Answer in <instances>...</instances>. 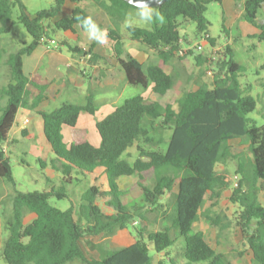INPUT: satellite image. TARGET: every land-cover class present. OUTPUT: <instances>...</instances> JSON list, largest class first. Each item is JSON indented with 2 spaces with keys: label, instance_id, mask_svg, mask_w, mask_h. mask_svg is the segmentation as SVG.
<instances>
[{
  "label": "trees",
  "instance_id": "obj_1",
  "mask_svg": "<svg viewBox=\"0 0 264 264\" xmlns=\"http://www.w3.org/2000/svg\"><path fill=\"white\" fill-rule=\"evenodd\" d=\"M53 1L51 8L32 17L22 0H0V38L11 31L15 5L21 8L19 22L33 37L30 44L11 52L6 59L10 78L0 89V180H14L3 144L10 139L19 109H37L51 92L47 78L25 74L23 60L48 34L44 22L57 17L68 0ZM70 1L79 5L71 17L55 22L58 29L74 30L76 24L84 29L85 17H91L101 29L95 17L81 5L84 0ZM212 2L222 0H167L154 7L163 19L160 25L156 23L152 28L128 25L132 39L159 54V63L146 65L124 48L121 25L132 5L125 0H102L100 5L113 23L106 35L105 47L111 58L118 60L131 84L145 89L152 85L156 94L165 95L176 86V77L167 72L166 66L181 49L179 17L196 22L197 32L215 44L206 15ZM262 8L264 0H244V17L260 28L261 32L253 36L259 40H264V18L259 19ZM62 43L73 52L89 56L91 64L100 59L111 60L93 52V45L86 51L67 41ZM190 53L193 49L186 51V56ZM3 56L0 50V75ZM196 61L201 67L195 80L198 88L182 91L176 99L177 109L172 102L163 107L159 101H149L142 94L127 98L97 122L101 135L99 146L89 141L68 146L62 132L63 126L75 127L82 112L96 113L93 93L87 96L85 104L65 101L53 110L38 111L43 119L44 136L62 164H54L53 168L63 172L64 184L52 185L44 191L16 190L1 200L8 236L2 244L0 264H154L151 249L157 254H168L179 238H183L184 264H236L223 250L214 247L203 231L194 229L207 195L217 202L225 190H230L229 198L238 206V211L234 220L222 213L206 216L217 230V241L220 244L223 233L237 225L252 253V264H264V204L260 198L264 191V124L259 126L248 116L256 109L257 100L239 81L243 66L234 58L232 46L221 48L215 63L203 52L196 55ZM206 65L214 67L211 82L203 79ZM157 123L171 130L167 149L146 150L138 144L139 156L134 163L124 157L137 142H153L157 146L164 142L162 137L156 139L152 135L158 128ZM237 138L246 139L248 148L235 151L231 141ZM40 160L45 167L46 163ZM230 162L236 163V181L217 170L219 164ZM73 172L86 178L94 176L83 186L80 220L73 206L61 209L50 202L52 197H71V190L66 186L71 182L66 177H71ZM135 174L139 177L136 184L121 189L117 179ZM166 195L170 199L163 203ZM6 203H10L9 208L5 207ZM27 212L35 213L36 217L25 224ZM150 212L156 213L155 221L165 222L167 226L158 230L139 229L137 240L127 246L109 247L95 241L96 237L117 229H129L137 218L148 220ZM82 241L99 256H88ZM159 264H167L165 258ZM169 264H179L178 259L170 258Z\"/></svg>",
  "mask_w": 264,
  "mask_h": 264
},
{
  "label": "rangeland",
  "instance_id": "obj_2",
  "mask_svg": "<svg viewBox=\"0 0 264 264\" xmlns=\"http://www.w3.org/2000/svg\"><path fill=\"white\" fill-rule=\"evenodd\" d=\"M22 2L25 5L26 12L32 17H34L39 11L43 9L51 8L54 3L53 0H22ZM208 7L209 11L206 15L211 21V33L217 37L220 43H223L225 36L222 23L223 8L217 2H212ZM20 14V6L15 5L12 14L11 31L3 34L0 38V50L4 55L0 75V89L8 84L10 78L9 69L6 65V59L8 55L11 52L18 50L20 47L30 44L33 40V37L28 32L27 28L21 22H19L18 17ZM259 16H264V8L260 9ZM161 20L163 21L162 17L160 16V18H158L157 24L160 25L159 22ZM178 20L180 23L181 37L186 40L184 41V45L187 44V42H190L192 45L202 43L203 47H206L207 49V44L203 43L202 35L197 32L196 22L192 20H185L183 17H179ZM47 21L49 22L50 20ZM47 21L44 23H47ZM128 25L152 28L156 25V23H146L141 21L139 18H133L131 15H129L126 21L121 25V29L123 31L125 29L127 30ZM62 33L63 30L54 26V28L48 31V34L45 35L44 40L48 42L50 39L54 38L55 40L60 41L62 39ZM42 44L45 45V41H43ZM231 46L234 50V58L243 66V71L239 75V81L242 87L247 89L248 94L252 95L257 100L256 109L248 116L257 125L261 126L264 124V69H262L264 64V40H259L255 37L238 39ZM199 53L201 52L197 49H193V53H190L187 56L186 53L184 55L179 54V56L184 57L185 63L177 66L174 69V72L176 73V87L174 88V92H172L169 96L159 95L156 94L152 89L146 90L142 86L129 84L124 89V97L122 100L124 101L126 98H130L137 94H145L149 101L157 100L163 107L168 102H172L174 107L177 109L178 105L176 103V99L180 93L182 91L193 90L196 87V76L201 69L196 61V55ZM207 55L209 56V54ZM203 69V79L207 82H211L212 75H209L207 72L208 65L203 67ZM28 72L29 71L27 69L26 74H29ZM188 74L192 75L191 81L182 84V81L186 79ZM87 77L91 78L89 75H87ZM28 113H30L29 109L24 107L19 109L17 123H15L10 132V140L9 142H5L3 144L4 150L10 159L14 180L13 182L7 180L6 178L0 180V203L2 199L7 197L10 193H14L16 190L23 192L35 190L44 191L48 190L52 185L59 187L64 184L62 181L63 172H56V169L53 168L54 164L58 166H62V164L51 150V146L44 136L42 125H38L34 130L20 126L19 123H22L23 119L26 115H28ZM24 131H27V135L24 134ZM152 135L156 139L158 137H162L164 142L159 146L155 145L153 142H137L129 148L128 152L124 154V157L128 158L132 163H134L139 156L138 144L142 145L146 150H152L156 148L166 150L168 146V140L171 136V130L158 126V128L152 132ZM231 143L233 144L235 151L246 149L249 146L246 139H235L232 140ZM40 159L46 163L45 167L42 166ZM217 170L227 174L231 181H236L237 177L235 171V162H230L227 165L219 164L217 166ZM48 178L50 180H48ZM66 178L71 182L69 185L66 184V186L71 190V197L64 199L52 197L50 198V202L52 205L61 209H67L70 206H73L75 210V216L77 220H80L79 205L83 186L89 184L90 180H93L94 176L86 178L83 176H78L77 173L73 172L71 177ZM87 179H89V181ZM138 179V175L135 174L132 176H122L117 179V182L121 189L126 190L134 186ZM229 197L230 190H225L217 202L213 201L210 197V194H208L200 211L201 218L195 223L194 229L203 231L207 240L212 245L223 249L227 258L234 261L236 264H252V258H250L251 255L248 247L243 242L240 228L237 225H233L232 228L226 230L220 238L219 244L217 241V230L211 225L210 221L206 217L207 215L215 216L219 213H222L227 215L229 219L234 220L237 215L238 206L233 204ZM260 198L264 204V191L261 192ZM169 199L170 197L166 195L162 201L163 203H167ZM5 207L9 208L10 203H6ZM2 208L3 206H0V253L3 241L8 236L5 219L1 213ZM35 217V213L27 212L24 219L25 224L30 223ZM155 217L156 213L150 212L147 214L148 220L145 221L143 219L137 218L131 223L129 229H117L114 233L104 234L97 237L96 240L105 243L109 247L126 246L137 240L139 229L145 227L147 230H158L167 226V223L165 222L160 220L155 221ZM171 234L175 236V231L173 229H171ZM182 241L183 238H179L175 245L169 249L168 254H157L152 248L151 254L154 257L155 264H158L162 257H165V262L167 264H169L170 258L178 259L179 264H184V260L182 258ZM82 244L89 254L93 252L88 249V246L84 241H82Z\"/></svg>",
  "mask_w": 264,
  "mask_h": 264
},
{
  "label": "crops",
  "instance_id": "obj_3",
  "mask_svg": "<svg viewBox=\"0 0 264 264\" xmlns=\"http://www.w3.org/2000/svg\"><path fill=\"white\" fill-rule=\"evenodd\" d=\"M101 1L102 0H84L81 5L84 6L95 17L97 23L101 25V38L103 39V43L91 39L81 25L76 24L74 30L63 31L62 39L60 41H57L54 38L50 39L48 42L44 40L46 43L45 45L41 43L31 54L24 56L23 68L25 74L28 69L29 74L26 75L29 77L40 75L43 78H47L50 81L51 92L47 94V97L37 109L30 110V113L25 116L22 123H19L21 127L34 130L35 127L42 125L43 122L42 116L38 112L39 110H53L65 101L85 104L87 102V96L90 93H93L97 106L96 113L90 114L88 112H82L76 126H63L62 132L64 142L68 146L72 143L82 141H89L95 146L101 144V135L97 129V122L105 118L113 112L117 106L124 102L122 100L124 97V89L131 84L127 79L126 72L123 70L118 60L116 58H111V54L105 47L106 35L109 28L113 27V23L111 22L110 16L102 9L100 5ZM219 4L223 8L222 23L225 36L223 43H220L217 37L211 33V29H209L210 36L216 39L215 44H211L214 48H223L227 45L231 46L238 39L253 38L254 35L261 32L257 25H254L245 19L244 0H241L240 2H237L236 0H222ZM78 5V3L73 1H66L58 16L45 23L46 29L50 31L54 28L56 21L61 18L71 17L74 9ZM155 11L157 10L155 9ZM208 11L209 7L207 13ZM135 12V8H130L127 18L129 15L133 18H138L135 15ZM263 18L264 16H259L260 20ZM152 22L157 23L158 18H154ZM159 23H162V20ZM127 31L128 30L126 29L124 31L122 30L125 37L124 48L128 53L146 65L157 64L160 62V57L156 50L148 47L141 41L132 39ZM52 40H55L56 42L52 43ZM63 41H67L86 51L93 45V52L100 54L103 57L111 58V60L100 59L98 63L91 64L89 62V56L71 51L68 46L63 45ZM184 41L186 40L181 38V48L191 45L190 42H187V44L184 45ZM211 53L212 48L207 44V49L206 47L203 49V54L210 55ZM184 63L185 59L181 58L177 53L175 57L169 60L166 70L167 72L174 74L176 77L174 69ZM87 75L91 78H88ZM191 78L192 75L188 74L186 79L182 81V84L190 82ZM174 88L169 90V92L163 96H169L174 92ZM197 88L198 86L196 85L193 90H196ZM149 89H152V85L146 90ZM142 95L145 96V94ZM237 139L241 140V138ZM56 172L58 171L56 170ZM96 238L95 241L100 242L97 241ZM84 250L86 251L85 248ZM249 252L251 255L250 258H252V253L250 250ZM87 255L98 257L99 253L93 251L90 254L87 252ZM163 258L165 257H162V259ZM1 260L2 258L0 257V261Z\"/></svg>",
  "mask_w": 264,
  "mask_h": 264
},
{
  "label": "clouds",
  "instance_id": "obj_4",
  "mask_svg": "<svg viewBox=\"0 0 264 264\" xmlns=\"http://www.w3.org/2000/svg\"><path fill=\"white\" fill-rule=\"evenodd\" d=\"M158 3L161 0H157ZM133 8L136 9L135 15L143 22H152L154 18H160V13L155 11L154 7L150 6L148 0H130ZM77 19H81L77 17ZM82 24L85 31L88 33L91 39H95L100 43H103L101 38L102 30L94 22L91 17H85L82 19Z\"/></svg>",
  "mask_w": 264,
  "mask_h": 264
},
{
  "label": "built area",
  "instance_id": "obj_5",
  "mask_svg": "<svg viewBox=\"0 0 264 264\" xmlns=\"http://www.w3.org/2000/svg\"><path fill=\"white\" fill-rule=\"evenodd\" d=\"M202 40H203L204 43L210 45L211 48L213 49V52L211 53L210 58H211V60L214 61V63H215V61H216L217 58H218L219 50H220L221 48H214V47L210 44V42L208 41V39L206 38L205 35H202ZM51 42H52V43H55L56 41H55V40H52ZM203 48H204V47H203V44H202V43H198L197 45H192V44H191V45H189V46H187V47H185V48H181L180 51H179V54L184 55V54L186 53V51H188V50H190V49H197L198 51L202 52V51H203ZM207 72H208L209 75H212V76H213V75H214V67H209L208 70H207ZM27 121H28V120H27ZM235 185H237V183H235ZM135 223H136V222H135Z\"/></svg>",
  "mask_w": 264,
  "mask_h": 264
},
{
  "label": "water",
  "instance_id": "obj_6",
  "mask_svg": "<svg viewBox=\"0 0 264 264\" xmlns=\"http://www.w3.org/2000/svg\"><path fill=\"white\" fill-rule=\"evenodd\" d=\"M127 1L128 3H130V0H125ZM167 0H161L160 3L157 2V0H148L150 6L152 7H159L161 6L162 4H164ZM131 4V3H130Z\"/></svg>",
  "mask_w": 264,
  "mask_h": 264
}]
</instances>
